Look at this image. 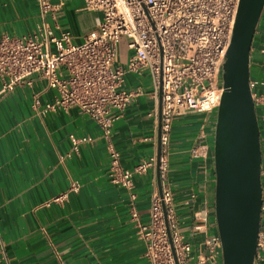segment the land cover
<instances>
[{"label":"crops","instance_id":"0c3cea01","mask_svg":"<svg viewBox=\"0 0 264 264\" xmlns=\"http://www.w3.org/2000/svg\"><path fill=\"white\" fill-rule=\"evenodd\" d=\"M61 3L56 30L72 34L80 44L97 26L100 13L88 10L84 0H50ZM35 0H0V35L32 33L39 23ZM264 8L256 26L250 69L264 73ZM131 51L125 39L118 46L117 65H124ZM0 79V264H148L146 244L138 225L149 221L151 201L158 193L156 162L134 174L131 190L114 184L109 176L108 143L118 151L121 167L132 169L156 156L158 99L148 70L127 72L123 88L139 91L112 125L110 142L99 125L78 108L55 110L46 115L32 109L33 95L41 103L56 94L32 77L1 91ZM262 107L255 108L264 154ZM215 117L211 112H188L173 117L162 188L172 194L173 210L183 239L193 255H207L205 241L218 236L214 211V163L211 144ZM70 135L88 136L89 142L72 150ZM199 144L200 155L191 150ZM264 171V161L262 163ZM264 188V172L260 174ZM161 180V178H160ZM77 183L76 190L71 189ZM65 194L62 200L52 198ZM137 211L134 219L130 213ZM260 231L264 236V215ZM222 264L220 246L208 261ZM258 264H264V260Z\"/></svg>","mask_w":264,"mask_h":264},{"label":"built area","instance_id":"2783aa9c","mask_svg":"<svg viewBox=\"0 0 264 264\" xmlns=\"http://www.w3.org/2000/svg\"><path fill=\"white\" fill-rule=\"evenodd\" d=\"M39 23L32 33L19 36L0 35L1 91L21 84H32V77L55 90L54 98L41 103L33 95L32 109L46 115L55 110L76 107L101 128L110 142L113 122L122 115L139 93L123 88L127 72L148 70L154 84L153 97L158 99L161 81L160 178L165 179L171 122L188 112H210L217 107L223 91L221 68L230 42L239 0H84L88 10L100 13L95 29L87 32L83 42L73 44L72 34L56 30L55 20L61 3L35 0ZM125 39L131 51L124 65H117L118 46ZM264 56V46L260 48ZM254 107L261 106L264 121V73L250 76ZM73 151L91 140L88 136L70 135ZM199 144L191 150L200 155ZM109 176L114 184L131 190L134 174L155 165L156 156L132 169L121 167L118 151L108 143ZM264 154H262V163ZM264 172L261 171L260 174ZM75 183L71 189L76 190ZM65 194L52 198L62 200ZM162 203L174 246L177 264H207L217 254L219 237L205 241L207 255H193L192 245L183 239L174 215L172 194L162 188L151 201L149 221L138 225V235L146 244L148 264H175L164 222ZM135 219L137 211L130 207ZM264 215L262 188L261 216ZM257 264L264 260V236L259 230Z\"/></svg>","mask_w":264,"mask_h":264},{"label":"water","instance_id":"95a60500","mask_svg":"<svg viewBox=\"0 0 264 264\" xmlns=\"http://www.w3.org/2000/svg\"><path fill=\"white\" fill-rule=\"evenodd\" d=\"M264 0H239L230 42L221 68L223 91L210 112L215 117L211 144L214 163V211L222 264H257L261 224L262 154L260 132L250 88V48ZM161 81L158 88L156 179L159 196ZM162 210L174 262L177 258Z\"/></svg>","mask_w":264,"mask_h":264},{"label":"rangeland","instance_id":"374dc122","mask_svg":"<svg viewBox=\"0 0 264 264\" xmlns=\"http://www.w3.org/2000/svg\"><path fill=\"white\" fill-rule=\"evenodd\" d=\"M259 73H260V71L257 68L251 67V69H250V75L251 76H256V75L259 76ZM207 264H210V263L207 261Z\"/></svg>","mask_w":264,"mask_h":264}]
</instances>
